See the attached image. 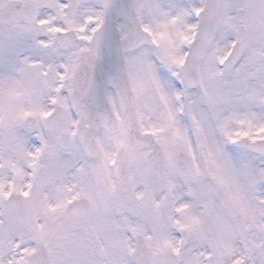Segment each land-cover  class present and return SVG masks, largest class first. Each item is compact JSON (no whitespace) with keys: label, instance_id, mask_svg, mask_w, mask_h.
<instances>
[{"label":"snow or ice","instance_id":"snow-or-ice-1","mask_svg":"<svg viewBox=\"0 0 264 264\" xmlns=\"http://www.w3.org/2000/svg\"><path fill=\"white\" fill-rule=\"evenodd\" d=\"M0 264H264V0H0Z\"/></svg>","mask_w":264,"mask_h":264}]
</instances>
